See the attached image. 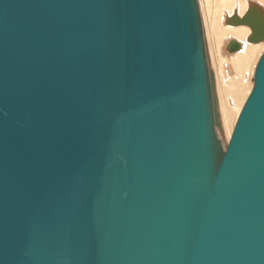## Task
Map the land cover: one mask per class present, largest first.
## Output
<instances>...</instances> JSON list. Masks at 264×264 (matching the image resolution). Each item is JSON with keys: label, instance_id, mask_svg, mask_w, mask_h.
Wrapping results in <instances>:
<instances>
[{"label": "water", "instance_id": "water-1", "mask_svg": "<svg viewBox=\"0 0 264 264\" xmlns=\"http://www.w3.org/2000/svg\"><path fill=\"white\" fill-rule=\"evenodd\" d=\"M253 83L224 146L198 0H0V264H264Z\"/></svg>", "mask_w": 264, "mask_h": 264}, {"label": "bare ground", "instance_id": "bare-ground-1", "mask_svg": "<svg viewBox=\"0 0 264 264\" xmlns=\"http://www.w3.org/2000/svg\"><path fill=\"white\" fill-rule=\"evenodd\" d=\"M199 3L203 14L205 12V33L213 45L212 62L215 65L220 123L217 129L224 143L225 139L227 143L242 105L252 89V82L247 83L246 79L248 76L252 77L257 59L264 52V41L258 44L249 43L247 39L251 35L250 27L233 26L226 21L234 16L242 18L250 9L249 5L258 6H253L252 9H256L257 13L264 17V6L258 4L257 0H200ZM231 40L241 44L239 51H227ZM228 70L233 72V75Z\"/></svg>", "mask_w": 264, "mask_h": 264}, {"label": "rangeland", "instance_id": "rangeland-1", "mask_svg": "<svg viewBox=\"0 0 264 264\" xmlns=\"http://www.w3.org/2000/svg\"><path fill=\"white\" fill-rule=\"evenodd\" d=\"M200 2V0H198V3ZM199 9H200V16H201V21H202V25H203V31H204V40H205V45H206V52H207V55L209 56L208 58V61H209V67H210V69L214 72V74H215V65H213L214 64V62H212V56H213V45L211 44V41H209V39H208V37H207V34L205 33L206 32V30H205V12H204V14H203V11H202V8H201V6H200V3H199ZM203 22H204V24H203ZM242 26H244V25H242ZM207 38V39H206ZM233 38V37H232ZM207 40V41H206ZM207 42V43H206ZM209 53V54H208ZM226 53V52H225ZM264 53V52H263ZM263 53L261 54V55H259V57H258V59H257V61L259 62V60H260V58H261V56L263 55ZM226 54H228V53H226ZM257 64L258 63H256V66H257ZM256 66L254 67V72H253V75H252V77L251 76H248V78L246 79V81H247V83H250V82H252V88H253V82H254V73H255V68H256ZM229 72H230V70H228ZM231 74L233 73V72H230ZM233 75V74H232ZM250 77V78H249ZM252 78V79H251ZM250 81V82H249ZM252 90V89H251ZM251 92V91H250ZM250 94V93H249ZM246 101V100H245ZM243 105H244V103H243ZM243 105H242V107H243ZM242 109V108H241ZM239 116V115H238ZM238 118V117H237ZM235 125V124H234ZM233 129H234V127H233ZM232 132H233V130H232ZM217 133H218V135L221 137V140H222V143L224 144V145H228V143H229V141L226 143V139H225V143H224V141H223V137H222V135H221V133H220V131L217 129ZM231 135H232V133H231ZM224 138H225V136H224ZM230 140V139H229Z\"/></svg>", "mask_w": 264, "mask_h": 264}, {"label": "snow or ice", "instance_id": "snow-or-ice-1", "mask_svg": "<svg viewBox=\"0 0 264 264\" xmlns=\"http://www.w3.org/2000/svg\"><path fill=\"white\" fill-rule=\"evenodd\" d=\"M257 3L264 6V0H257ZM249 7H251V5H249ZM262 19H264V17H262Z\"/></svg>", "mask_w": 264, "mask_h": 264}]
</instances>
